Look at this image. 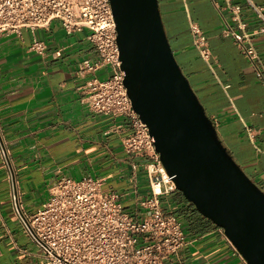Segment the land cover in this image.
Wrapping results in <instances>:
<instances>
[{
    "label": "crops",
    "instance_id": "1",
    "mask_svg": "<svg viewBox=\"0 0 264 264\" xmlns=\"http://www.w3.org/2000/svg\"><path fill=\"white\" fill-rule=\"evenodd\" d=\"M264 9V0H251ZM163 29L181 72L186 77L217 137L234 162L264 192V84L230 37L227 25L239 32L226 0H157ZM239 7V21L264 68V34L246 0H229ZM194 23L207 39L210 58L193 46L188 28ZM33 39L44 50L32 48ZM59 51L60 56H56ZM97 59L82 32L66 34L57 21L31 33L0 35V138L5 143L22 212H36L50 187L63 178L103 179L105 190L120 196L125 211L135 216V202L150 198L145 155L123 148L130 133L124 118L93 113L87 104L86 82L78 66ZM105 67L95 73L106 77ZM175 192L162 196V208L176 217ZM142 219L145 209L138 208ZM209 221V220H208ZM198 216L183 228L184 246L166 264H247L225 239L221 229L203 224ZM38 247L11 209L7 172L0 156V264H45Z\"/></svg>",
    "mask_w": 264,
    "mask_h": 264
},
{
    "label": "built area",
    "instance_id": "2",
    "mask_svg": "<svg viewBox=\"0 0 264 264\" xmlns=\"http://www.w3.org/2000/svg\"><path fill=\"white\" fill-rule=\"evenodd\" d=\"M246 1L252 6L251 0ZM225 6L239 32L227 25L222 36L233 40L264 84V68L251 35L243 31L245 25L238 19L239 7L231 6L229 0ZM253 8L261 23L259 33L264 34V9ZM52 21H57L68 35L87 30L86 39L97 52V59H85L78 66L81 76L91 75L85 84L88 107L96 114L129 120L131 130L124 139L123 148L130 155L151 157L152 162L145 166L150 198L135 202L136 209H145L144 217L139 219L136 209L135 216L130 215L120 196L105 190L103 179L63 178L49 188L47 198L36 212L25 215L8 152L0 138V156L7 172L11 209L38 247L45 264H166L185 243L181 221L160 204V198L175 192L176 187L161 165L148 129L132 109L123 85L110 2L0 0V35L19 33L22 29L34 33L47 28ZM188 30L200 57L208 60L206 37L194 23ZM32 48L38 52L44 50L37 39H33ZM55 54L60 56L59 51ZM105 67L111 69L109 75L104 79L96 77L95 73Z\"/></svg>",
    "mask_w": 264,
    "mask_h": 264
},
{
    "label": "water",
    "instance_id": "3",
    "mask_svg": "<svg viewBox=\"0 0 264 264\" xmlns=\"http://www.w3.org/2000/svg\"><path fill=\"white\" fill-rule=\"evenodd\" d=\"M123 85L176 190L247 264H264V192L217 137L168 44L157 0H109Z\"/></svg>",
    "mask_w": 264,
    "mask_h": 264
},
{
    "label": "trees",
    "instance_id": "4",
    "mask_svg": "<svg viewBox=\"0 0 264 264\" xmlns=\"http://www.w3.org/2000/svg\"><path fill=\"white\" fill-rule=\"evenodd\" d=\"M173 203L177 205V208L175 211L176 212V217L181 221L182 227L184 228L187 226L189 228L192 224V218L194 219L195 216H198L199 219L205 221L201 225H205L206 223L209 224L210 222L204 218L202 215H200L193 205H191L189 202H187L184 197L176 190L175 191V196L171 200Z\"/></svg>",
    "mask_w": 264,
    "mask_h": 264
},
{
    "label": "rangeland",
    "instance_id": "5",
    "mask_svg": "<svg viewBox=\"0 0 264 264\" xmlns=\"http://www.w3.org/2000/svg\"><path fill=\"white\" fill-rule=\"evenodd\" d=\"M83 34H84V35H87V34H88L87 30H84V31H83ZM106 77H107V76H106ZM99 78H100V79H104L103 76H102V77L100 76Z\"/></svg>",
    "mask_w": 264,
    "mask_h": 264
}]
</instances>
